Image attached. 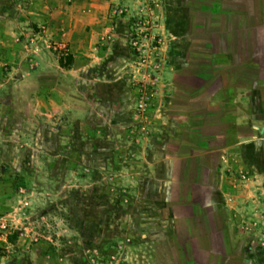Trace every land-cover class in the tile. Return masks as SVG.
<instances>
[{
    "label": "rangeland",
    "instance_id": "rangeland-1",
    "mask_svg": "<svg viewBox=\"0 0 264 264\" xmlns=\"http://www.w3.org/2000/svg\"><path fill=\"white\" fill-rule=\"evenodd\" d=\"M162 16L161 0H0V264L145 263L161 210V154L146 144L166 126Z\"/></svg>",
    "mask_w": 264,
    "mask_h": 264
},
{
    "label": "crops",
    "instance_id": "crops-1",
    "mask_svg": "<svg viewBox=\"0 0 264 264\" xmlns=\"http://www.w3.org/2000/svg\"><path fill=\"white\" fill-rule=\"evenodd\" d=\"M161 3L166 126L146 144L161 210L144 264H264V0Z\"/></svg>",
    "mask_w": 264,
    "mask_h": 264
},
{
    "label": "built area",
    "instance_id": "built-area-1",
    "mask_svg": "<svg viewBox=\"0 0 264 264\" xmlns=\"http://www.w3.org/2000/svg\"><path fill=\"white\" fill-rule=\"evenodd\" d=\"M142 28L145 30V34L142 35V39H146L147 31L151 28L152 29V21H143L142 22ZM151 33V31H150ZM133 45L140 50L143 44L140 43L139 38L135 37L133 40ZM145 46H148V43L144 44Z\"/></svg>",
    "mask_w": 264,
    "mask_h": 264
}]
</instances>
